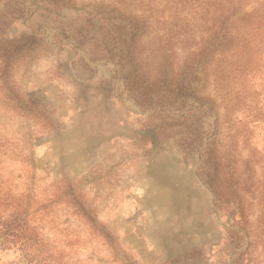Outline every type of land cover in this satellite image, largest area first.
I'll use <instances>...</instances> for the list:
<instances>
[{"label":"rangeland","instance_id":"374dc122","mask_svg":"<svg viewBox=\"0 0 264 264\" xmlns=\"http://www.w3.org/2000/svg\"><path fill=\"white\" fill-rule=\"evenodd\" d=\"M217 22L0 0V264H264V55Z\"/></svg>","mask_w":264,"mask_h":264},{"label":"trees","instance_id":"16d2710c","mask_svg":"<svg viewBox=\"0 0 264 264\" xmlns=\"http://www.w3.org/2000/svg\"><path fill=\"white\" fill-rule=\"evenodd\" d=\"M190 3L200 12L213 13V29L220 28L217 26L219 19L223 21L224 30L223 35L220 34L221 37L228 43L232 42L237 46H241L242 56L258 55V52L250 54L246 51L247 48L250 49V46L260 50L259 55H264V0H190ZM250 5H252V9L248 12L245 11L246 7ZM233 46L228 47L227 55H233ZM245 57L244 61L246 62ZM26 222L27 220H24L18 226H15L9 219H5L1 215L0 232H5L8 236H15L16 233L22 234L25 227H27ZM37 252L41 254L42 251H31L33 257H31L30 263L48 264L47 259L41 258Z\"/></svg>","mask_w":264,"mask_h":264}]
</instances>
